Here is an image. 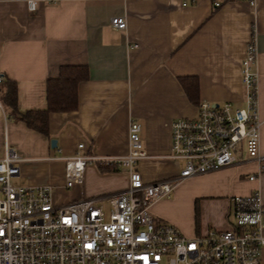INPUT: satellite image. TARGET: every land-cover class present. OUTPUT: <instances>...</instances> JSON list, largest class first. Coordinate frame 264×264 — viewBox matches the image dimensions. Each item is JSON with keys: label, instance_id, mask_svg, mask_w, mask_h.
<instances>
[{"label": "crops", "instance_id": "obj_1", "mask_svg": "<svg viewBox=\"0 0 264 264\" xmlns=\"http://www.w3.org/2000/svg\"><path fill=\"white\" fill-rule=\"evenodd\" d=\"M213 1L37 0L38 9L31 10L28 0H0V91L15 83L19 112L47 108V82L62 66L85 65L89 74L78 84V107L50 112L46 134L15 118L8 106L0 116V159L6 146L22 157L13 184L50 185L60 205L125 189L129 174L113 159L129 152L133 119L142 125L148 151L138 164L144 181L176 176L178 163L168 157L171 122L196 115L204 100L242 106V61L253 41L264 154V0H221L217 7ZM115 15L126 18V29L112 28ZM185 78L197 81L198 103L188 99ZM80 143L96 159L82 182L66 187L65 157ZM242 159L196 175L204 187L186 198L174 189L152 205L153 215L190 237L230 229L232 196L259 190L264 202L261 162ZM261 256L264 264V248Z\"/></svg>", "mask_w": 264, "mask_h": 264}, {"label": "built area", "instance_id": "obj_2", "mask_svg": "<svg viewBox=\"0 0 264 264\" xmlns=\"http://www.w3.org/2000/svg\"><path fill=\"white\" fill-rule=\"evenodd\" d=\"M28 4L31 10L39 7L37 0H28ZM222 4L213 1L214 7ZM110 24L124 30L127 20L115 15ZM256 52L253 41L242 61V106L204 100L196 115L171 122L168 157L178 163L174 177L144 181L138 164L148 158V151L136 119L128 127L129 152L113 159L116 166L127 170L128 186L105 197L60 205L54 203L50 185L13 184L22 157L6 146L0 159V264H262L264 202L259 190L232 196L233 225L206 235L187 236L174 224L157 220L151 211L152 205L172 194L179 181L233 166L243 155L246 161H260L264 171L257 72L253 69ZM4 81L0 73V87ZM0 116H7L2 91ZM77 146L73 156L65 157L66 187L82 182L86 166L96 159L82 151L83 143Z\"/></svg>", "mask_w": 264, "mask_h": 264}, {"label": "trees", "instance_id": "obj_3", "mask_svg": "<svg viewBox=\"0 0 264 264\" xmlns=\"http://www.w3.org/2000/svg\"><path fill=\"white\" fill-rule=\"evenodd\" d=\"M88 68L85 65H64L60 69L59 77L50 78L47 82V108L45 110H31L26 113L19 112L17 108V90L14 82L3 85L2 98L11 109V114L25 121L28 126L47 133L49 113L72 111L78 107V84L88 78ZM186 89L188 99L198 103V85L195 78L181 79Z\"/></svg>", "mask_w": 264, "mask_h": 264}, {"label": "rangeland", "instance_id": "obj_4", "mask_svg": "<svg viewBox=\"0 0 264 264\" xmlns=\"http://www.w3.org/2000/svg\"><path fill=\"white\" fill-rule=\"evenodd\" d=\"M195 176V177H194ZM193 177H190L191 179H183L182 181H179L177 183V185L175 186V190L177 191L178 189V193H180V195L182 197H188V195H191L192 192H195L196 190L204 187L205 185V181L196 177V175H194ZM104 207L106 210L109 209V203H104Z\"/></svg>", "mask_w": 264, "mask_h": 264}, {"label": "water", "instance_id": "obj_5", "mask_svg": "<svg viewBox=\"0 0 264 264\" xmlns=\"http://www.w3.org/2000/svg\"><path fill=\"white\" fill-rule=\"evenodd\" d=\"M51 145H52V146H56V140H55V139H52V140H51Z\"/></svg>", "mask_w": 264, "mask_h": 264}]
</instances>
